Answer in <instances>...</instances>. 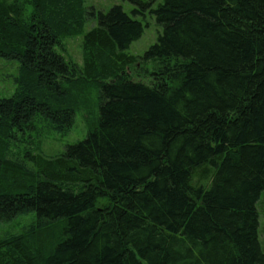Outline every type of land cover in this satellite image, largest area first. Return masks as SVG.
<instances>
[{"label": "trees", "instance_id": "1", "mask_svg": "<svg viewBox=\"0 0 264 264\" xmlns=\"http://www.w3.org/2000/svg\"><path fill=\"white\" fill-rule=\"evenodd\" d=\"M122 1L162 28L143 57L121 7L0 0V61L18 66L0 99V264H264V0ZM71 36L82 66L58 52ZM146 64L153 83L132 81ZM80 111L87 136L60 156L15 155Z\"/></svg>", "mask_w": 264, "mask_h": 264}, {"label": "rangeland", "instance_id": "2", "mask_svg": "<svg viewBox=\"0 0 264 264\" xmlns=\"http://www.w3.org/2000/svg\"><path fill=\"white\" fill-rule=\"evenodd\" d=\"M9 4L14 3H26L29 0H4ZM143 3H151L152 0H141ZM86 7H94L104 12L109 11L111 8L118 6L121 7L129 16L136 17L143 26L144 34L136 41L129 49V53L143 57L145 53L153 46L158 40L159 35L162 32V28L157 24L155 17H153L148 10L136 15L135 10H138L135 5L128 1L122 0H85ZM156 4L152 5L151 8L156 9ZM93 24H88V29ZM86 30V32L88 31ZM58 52L67 61L77 64L78 66L83 65L84 61V48L82 44V38L77 36H71L61 41L58 46ZM17 64L7 63L0 61V99L10 97L14 92V78L17 75ZM153 69L154 65H137L129 69V76L132 81L142 82L145 84L153 83ZM85 114L80 111L76 116L75 127L68 132L67 135H58L51 132L45 126H34L33 133H29L22 138V143L18 144V149L14 151L15 155L19 158H23L26 151L34 154H43L48 158H54L60 156L65 148L69 145L77 144L87 136V126L85 128ZM260 209L264 207V197L260 201ZM23 223H17V229L20 230ZM264 231V213H261V232Z\"/></svg>", "mask_w": 264, "mask_h": 264}]
</instances>
